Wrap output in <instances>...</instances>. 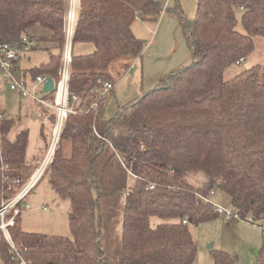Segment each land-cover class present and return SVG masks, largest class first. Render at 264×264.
Segmentation results:
<instances>
[{
  "label": "trees",
  "instance_id": "1",
  "mask_svg": "<svg viewBox=\"0 0 264 264\" xmlns=\"http://www.w3.org/2000/svg\"><path fill=\"white\" fill-rule=\"evenodd\" d=\"M78 4L73 42L93 43L95 49L73 55L69 90L79 96L81 106H90L98 80L112 81L109 64L122 55L142 54L145 40L133 32V23L138 18L157 22L165 6L159 0ZM70 5L71 0H0V43L19 44L35 26L48 30L50 35L41 39L52 41L56 51L49 50V61L30 72L49 74L58 82ZM166 9L184 13L177 0ZM188 26L193 47L189 65L170 72L103 124L99 113L106 98L97 111L69 114L43 177L47 175L54 190L70 200L72 235L24 231L20 214L9 227L17 251L0 230L3 264H21V257L27 264H113L98 215L107 195H118L120 201L126 196L120 264H193L197 242L190 225L218 216L204 199L212 189L227 193L232 209L243 218L251 215L253 222L264 226L261 67L224 78L230 64L253 50L255 37L264 36V0H199ZM54 119L49 115L51 124ZM16 123L8 117L0 128V201L15 196V180L24 185L34 171L26 175L29 130H20L13 139L9 136ZM45 139L47 151L49 136ZM63 139L71 143L69 156ZM107 148L135 177L129 190L97 180L95 167ZM197 172L205 176L199 186L189 180V174ZM153 216L164 222L153 227ZM212 255L214 264H235L227 251L213 249ZM255 264H264V244Z\"/></svg>",
  "mask_w": 264,
  "mask_h": 264
},
{
  "label": "rangeland",
  "instance_id": "2",
  "mask_svg": "<svg viewBox=\"0 0 264 264\" xmlns=\"http://www.w3.org/2000/svg\"><path fill=\"white\" fill-rule=\"evenodd\" d=\"M161 2V0H159ZM184 11V16L188 19H194L196 16L199 0H177ZM164 5L163 2H161ZM176 2L174 1V7ZM156 22H146L143 24L141 20H136L133 25V31L146 41L147 38L153 36V29ZM149 28V32L146 28ZM238 27L242 29V25ZM45 35H50L48 30L39 26L30 29L29 36L37 40L36 47L22 56L19 62V68L28 70L40 66L43 62L49 61V50L56 51L55 44L50 40L41 39ZM66 37V34H65ZM79 51L78 46L74 47V52ZM150 52H154L153 49ZM151 54V53H150ZM166 51L162 55L156 57V62L152 63L149 71L157 73V59L162 58L163 63H167L171 59L166 58ZM260 65L261 81L264 82V36L257 35L253 50L240 63L230 64L224 72V78L230 79L236 74L249 67ZM138 71L131 72L128 76L125 75L121 81L117 83L115 92L107 95L104 104L99 113L100 123L103 124L107 120L116 116L119 107H122L132 101L138 95H141L142 80L141 76L135 75ZM0 72V97L2 106L6 115L13 116L17 119V123L12 128L9 136L13 139L22 129L29 130V142L27 147L26 160L27 171L29 175L35 165H38L45 154L46 139L52 131L53 124L49 120V112L37 104L32 99H22L16 92L9 89L5 79ZM133 76V80H131ZM135 76V78H134ZM154 77L149 76V81ZM38 98L50 100L52 93L43 91V88H38L36 91ZM66 126V125H65ZM63 135V134H62ZM64 153L69 156L71 153V143L67 139L61 142ZM29 164V165H28ZM95 175L97 180H102L105 185L112 187H130L135 182V177L132 176L130 170L122 161V158L117 154L113 155L110 148H107L100 156L95 167ZM189 180L195 185H202L205 181V176L202 173H190ZM27 181V179H26ZM25 181V182H26ZM215 194L211 196L212 202L217 206H223L227 209L232 208L230 196L219 189H214ZM206 198V197H205ZM126 196L107 195L101 199L99 209V217L104 223L103 241L108 249L113 264H120V257L123 254V208ZM3 200L0 201V204ZM32 206L30 209L21 213V228L27 232L44 233L49 236H66L71 237L72 231L69 223V208L70 200L60 196L52 187L49 179L46 176L41 177L33 190L28 194L25 200ZM47 207V209H44ZM251 216V215H250ZM252 217V216H251ZM254 221V220H253ZM250 222L249 216L246 218H234L231 222L223 221L221 216H217L209 221L202 222L197 225H190V230L194 239L197 242V254L193 264H214L212 255L213 249L224 250L231 253L235 257V264H255L259 252L264 244L263 229L257 222ZM164 221L153 216L150 218V223L153 227ZM0 264H3L0 256Z\"/></svg>",
  "mask_w": 264,
  "mask_h": 264
},
{
  "label": "built area",
  "instance_id": "3",
  "mask_svg": "<svg viewBox=\"0 0 264 264\" xmlns=\"http://www.w3.org/2000/svg\"><path fill=\"white\" fill-rule=\"evenodd\" d=\"M74 8L75 0H71L70 12L66 25L64 52L59 70V81L56 82L53 79L54 89L52 91H45V85L52 77L43 73L34 76L28 70L19 68L21 57L36 47L37 41L35 39L31 38L29 35H24L19 44L14 45L11 43H0V72L3 73L2 77L5 79L9 89L13 92H16L22 99H32L37 104L46 107L50 113L49 115L54 114L55 116L50 143L43 160L34 169L33 173L30 175L24 185L20 184L19 179L15 180L14 187L17 190V193L12 198L3 200L0 204V230L8 239L11 247L16 251L17 247L12 240L9 227L14 224L16 216L32 207L30 203L26 202L25 200L35 184L41 179V177H43L50 163L54 159L55 152L58 144L61 141L69 114L85 112L90 109L97 111L99 102L105 99L114 88L112 81L105 79L98 80V86L95 89V96L90 106H81L79 103V96L70 92L69 81L73 59L72 42L75 28ZM243 60H245V58L239 59L237 63H240ZM41 87L43 88L44 92L52 93V101L45 100L44 98H38L36 96V91ZM8 117L9 116L6 115V112L3 109L2 99L0 97V128L4 119ZM2 137L3 134L0 130V144ZM5 167L6 166H3V168ZM36 173H38V175ZM214 193L215 190L212 189L210 195H213ZM204 199L214 206L215 212L217 215L223 218L224 222L229 223L234 218L244 219L237 211L232 208L227 209L223 206L215 205L211 200V196H207ZM44 209H47V207H44ZM249 220L252 222L255 219L249 216ZM184 222H186V220H184ZM261 227L264 234V226ZM21 264H27V262L22 259V257Z\"/></svg>",
  "mask_w": 264,
  "mask_h": 264
},
{
  "label": "crops",
  "instance_id": "4",
  "mask_svg": "<svg viewBox=\"0 0 264 264\" xmlns=\"http://www.w3.org/2000/svg\"><path fill=\"white\" fill-rule=\"evenodd\" d=\"M174 1L176 2V0H161V2L164 3L165 9L162 12L161 16L159 17L158 21L156 22V25L153 29V33H154L153 36L150 39L149 38L146 39L147 42L144 43V49L141 55L139 56L132 55V54L122 55V56L117 57L115 60H113L109 64V73L112 77V81L114 84V88L112 90L113 93L115 92L117 83L121 81L123 78H125L124 77L125 75L128 76L133 71H138L141 69V72L140 73L135 72L136 73L135 75L141 76L142 91L140 94H143L147 92L148 90H150L151 88L160 84V82L164 79V77L168 75L170 72L182 69L183 67L189 65L192 62L193 47H192V43L190 39V32H189V26H188L189 17H186V15L184 16V13L181 14L179 12L170 11L169 9H166V8L173 6ZM78 9H79L78 0H75L74 25L76 23V19L78 15ZM137 20H140V19L138 18ZM142 22L143 24L146 23L144 21ZM146 29L149 32V28L147 27ZM76 45L78 46L79 51L74 52V47ZM94 49H95V46L93 43H83V42L74 43L72 42V54L73 55L88 54V53L93 52ZM152 49L154 52H150ZM165 51H166L165 57L166 58L170 57L171 59H168L169 61L167 63H163L162 62L163 59L158 58L157 59V63H158L157 73L153 72V69L149 71V67L152 66V63L156 62V57L158 55H162L163 52ZM46 75H49V74H46ZM149 76L154 77V78L149 81ZM130 79L133 80V76H131ZM44 108L46 109V112H47L48 109L46 107ZM9 117H13V116H9ZM54 122H55V119L53 121V127H54ZM51 134H52V131H51ZM50 138H51V135H50ZM48 141H49L48 142V145H49L50 140ZM38 165H35V166H38Z\"/></svg>",
  "mask_w": 264,
  "mask_h": 264
},
{
  "label": "water",
  "instance_id": "5",
  "mask_svg": "<svg viewBox=\"0 0 264 264\" xmlns=\"http://www.w3.org/2000/svg\"><path fill=\"white\" fill-rule=\"evenodd\" d=\"M54 89V80L50 78L45 85V91H52Z\"/></svg>",
  "mask_w": 264,
  "mask_h": 264
},
{
  "label": "bare ground",
  "instance_id": "6",
  "mask_svg": "<svg viewBox=\"0 0 264 264\" xmlns=\"http://www.w3.org/2000/svg\"><path fill=\"white\" fill-rule=\"evenodd\" d=\"M38 175V173H36Z\"/></svg>",
  "mask_w": 264,
  "mask_h": 264
}]
</instances>
